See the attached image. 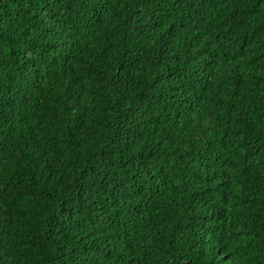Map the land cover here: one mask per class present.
Here are the masks:
<instances>
[{"label": "trees", "instance_id": "obj_1", "mask_svg": "<svg viewBox=\"0 0 264 264\" xmlns=\"http://www.w3.org/2000/svg\"><path fill=\"white\" fill-rule=\"evenodd\" d=\"M0 264H264V0H0Z\"/></svg>", "mask_w": 264, "mask_h": 264}]
</instances>
